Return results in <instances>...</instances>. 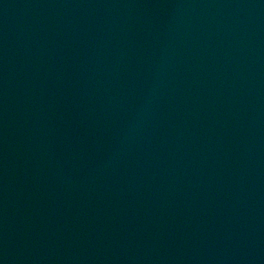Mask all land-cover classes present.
Instances as JSON below:
<instances>
[{"label": "water", "instance_id": "95a60500", "mask_svg": "<svg viewBox=\"0 0 264 264\" xmlns=\"http://www.w3.org/2000/svg\"><path fill=\"white\" fill-rule=\"evenodd\" d=\"M0 264H264V0H0Z\"/></svg>", "mask_w": 264, "mask_h": 264}]
</instances>
